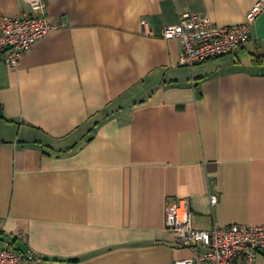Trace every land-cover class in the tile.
<instances>
[{
	"label": "crops",
	"instance_id": "crops-1",
	"mask_svg": "<svg viewBox=\"0 0 264 264\" xmlns=\"http://www.w3.org/2000/svg\"><path fill=\"white\" fill-rule=\"evenodd\" d=\"M43 1L59 29L16 69L0 57L1 246L174 264L194 257L167 229L175 202L199 230L264 225V12L246 50L194 68L163 37L184 13L237 26L259 0Z\"/></svg>",
	"mask_w": 264,
	"mask_h": 264
},
{
	"label": "built area",
	"instance_id": "built-area-1",
	"mask_svg": "<svg viewBox=\"0 0 264 264\" xmlns=\"http://www.w3.org/2000/svg\"><path fill=\"white\" fill-rule=\"evenodd\" d=\"M29 11L9 16L0 13V57L11 68L19 67L23 57L59 24L51 21L43 0H24ZM264 12V0H259L237 26L221 27L203 14L184 13L175 26L164 30V39L178 40L183 45L179 64L194 68L227 55H236L247 49L251 42V29L256 19ZM213 205L218 195H212ZM181 204L168 207L167 229L176 237V242L190 248L192 259H181L174 264H257L264 253V225H232L212 230H199L194 226L187 203L181 212ZM1 227V226H0ZM0 264H45V259L31 248L16 251L10 241L1 246Z\"/></svg>",
	"mask_w": 264,
	"mask_h": 264
},
{
	"label": "trees",
	"instance_id": "trees-1",
	"mask_svg": "<svg viewBox=\"0 0 264 264\" xmlns=\"http://www.w3.org/2000/svg\"><path fill=\"white\" fill-rule=\"evenodd\" d=\"M257 59V60H256ZM255 59V62L256 63H264V61H263V57H260V58H256Z\"/></svg>",
	"mask_w": 264,
	"mask_h": 264
}]
</instances>
